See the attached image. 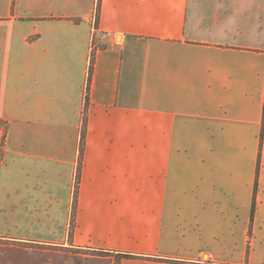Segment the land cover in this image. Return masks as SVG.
I'll return each instance as SVG.
<instances>
[{
    "label": "crops",
    "instance_id": "1",
    "mask_svg": "<svg viewBox=\"0 0 264 264\" xmlns=\"http://www.w3.org/2000/svg\"><path fill=\"white\" fill-rule=\"evenodd\" d=\"M0 129V264H264V0H0Z\"/></svg>",
    "mask_w": 264,
    "mask_h": 264
},
{
    "label": "built area",
    "instance_id": "2",
    "mask_svg": "<svg viewBox=\"0 0 264 264\" xmlns=\"http://www.w3.org/2000/svg\"><path fill=\"white\" fill-rule=\"evenodd\" d=\"M97 20H98V12L93 15V18L91 19L92 26L94 27V31L97 26ZM95 47V36H94V42L92 43V49ZM3 139H4V131L0 129V147L3 145Z\"/></svg>",
    "mask_w": 264,
    "mask_h": 264
},
{
    "label": "rangeland",
    "instance_id": "3",
    "mask_svg": "<svg viewBox=\"0 0 264 264\" xmlns=\"http://www.w3.org/2000/svg\"><path fill=\"white\" fill-rule=\"evenodd\" d=\"M85 254H97V252H93V251H82Z\"/></svg>",
    "mask_w": 264,
    "mask_h": 264
},
{
    "label": "trees",
    "instance_id": "4",
    "mask_svg": "<svg viewBox=\"0 0 264 264\" xmlns=\"http://www.w3.org/2000/svg\"><path fill=\"white\" fill-rule=\"evenodd\" d=\"M101 255H106V254H109L108 252H100ZM127 257H132L130 255H128Z\"/></svg>",
    "mask_w": 264,
    "mask_h": 264
}]
</instances>
